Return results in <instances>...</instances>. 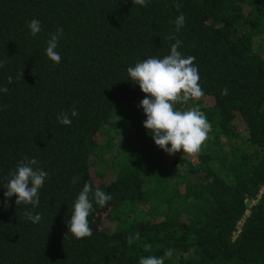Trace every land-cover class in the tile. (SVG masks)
I'll return each instance as SVG.
<instances>
[{
	"label": "trees",
	"instance_id": "obj_1",
	"mask_svg": "<svg viewBox=\"0 0 264 264\" xmlns=\"http://www.w3.org/2000/svg\"><path fill=\"white\" fill-rule=\"evenodd\" d=\"M58 27L55 64L45 48ZM171 34L205 93L187 106L212 125L194 156L155 145L127 75L169 54ZM0 61V264H138L167 249L164 264H264V0H0ZM72 108L79 115L60 124ZM119 128L138 145L120 142ZM25 156L49 173L35 208L2 187ZM86 182L112 199L93 200L92 235L76 239L67 222Z\"/></svg>",
	"mask_w": 264,
	"mask_h": 264
},
{
	"label": "clouds",
	"instance_id": "obj_2",
	"mask_svg": "<svg viewBox=\"0 0 264 264\" xmlns=\"http://www.w3.org/2000/svg\"><path fill=\"white\" fill-rule=\"evenodd\" d=\"M148 2L149 0H132V3L140 6H147ZM176 7L179 9L180 5L177 4ZM174 24L175 32L184 27L185 17L182 13L176 17ZM27 27L30 35L35 37L41 31V22L33 18ZM62 35L63 28L58 27L55 33L50 34L45 48V55L55 64L61 62V55L56 49ZM166 39L175 41L170 45L169 54L163 58L152 56L137 61L134 66L127 68V75L145 94L139 107L143 109L146 117L143 127L151 133L155 145L169 155L181 151L189 156L198 155L212 131L206 114L197 107L187 106L189 101H199L205 95L199 83V69L194 64V56H185L178 51L182 41L176 38L175 34L167 36ZM4 63L5 61H0V67H3ZM18 76L22 78V70ZM7 79L9 83L13 82V77L9 76ZM7 91L6 87L0 86V92ZM221 95H227L226 88L221 90ZM78 115V111L72 108L70 113H58L57 120L62 125L70 126L71 117ZM38 164L37 159H29L26 156L18 161L9 176L3 178L6 181L2 185L6 189V199L15 196L17 206L23 204L31 205L32 208L38 207L39 191L49 176L47 171L36 167ZM78 180L79 177H74L72 182L76 183ZM111 199V195L98 187L93 191L92 185L86 182L73 203L67 232L76 239L90 237L92 228L88 217L93 210V200L96 205L104 207ZM23 216L32 223H39L42 219L41 214H34L31 209H25ZM145 250H149L147 246ZM172 255V250L167 249L164 256L141 257L138 264H164L165 258H171Z\"/></svg>",
	"mask_w": 264,
	"mask_h": 264
},
{
	"label": "rangeland",
	"instance_id": "obj_3",
	"mask_svg": "<svg viewBox=\"0 0 264 264\" xmlns=\"http://www.w3.org/2000/svg\"><path fill=\"white\" fill-rule=\"evenodd\" d=\"M260 41L259 37H256L254 39V44H258V42ZM119 141L120 142H123L125 143L126 145H135L137 146L138 142H136L134 136L130 133V132H124L121 128H119ZM120 142L118 144H120ZM108 159L110 160L111 159V155H108ZM110 176L112 175L113 171L110 170ZM191 177L194 179V180H198V177L196 175H191Z\"/></svg>",
	"mask_w": 264,
	"mask_h": 264
},
{
	"label": "built area",
	"instance_id": "obj_4",
	"mask_svg": "<svg viewBox=\"0 0 264 264\" xmlns=\"http://www.w3.org/2000/svg\"><path fill=\"white\" fill-rule=\"evenodd\" d=\"M241 223V222H240Z\"/></svg>",
	"mask_w": 264,
	"mask_h": 264
}]
</instances>
